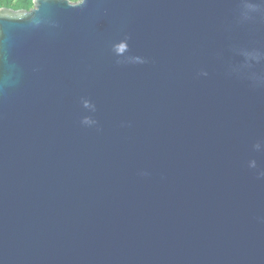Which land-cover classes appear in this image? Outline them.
Listing matches in <instances>:
<instances>
[{"label": "water", "instance_id": "1", "mask_svg": "<svg viewBox=\"0 0 264 264\" xmlns=\"http://www.w3.org/2000/svg\"><path fill=\"white\" fill-rule=\"evenodd\" d=\"M0 264H264V0L0 12Z\"/></svg>", "mask_w": 264, "mask_h": 264}, {"label": "clouds", "instance_id": "2", "mask_svg": "<svg viewBox=\"0 0 264 264\" xmlns=\"http://www.w3.org/2000/svg\"><path fill=\"white\" fill-rule=\"evenodd\" d=\"M79 3L80 0H71ZM36 7V0H0V12L8 10L12 12H30Z\"/></svg>", "mask_w": 264, "mask_h": 264}, {"label": "trees", "instance_id": "3", "mask_svg": "<svg viewBox=\"0 0 264 264\" xmlns=\"http://www.w3.org/2000/svg\"><path fill=\"white\" fill-rule=\"evenodd\" d=\"M69 2H71V0H68ZM72 3V2H71Z\"/></svg>", "mask_w": 264, "mask_h": 264}]
</instances>
